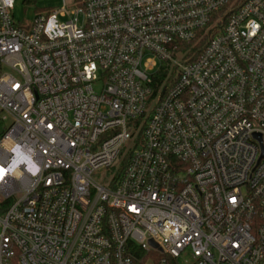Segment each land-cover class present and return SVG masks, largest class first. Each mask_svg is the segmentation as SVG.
<instances>
[{
    "label": "built area",
    "instance_id": "built-area-1",
    "mask_svg": "<svg viewBox=\"0 0 264 264\" xmlns=\"http://www.w3.org/2000/svg\"><path fill=\"white\" fill-rule=\"evenodd\" d=\"M63 2L0 0V264H264V0Z\"/></svg>",
    "mask_w": 264,
    "mask_h": 264
},
{
    "label": "rangeland",
    "instance_id": "rangeland-1",
    "mask_svg": "<svg viewBox=\"0 0 264 264\" xmlns=\"http://www.w3.org/2000/svg\"><path fill=\"white\" fill-rule=\"evenodd\" d=\"M64 6L63 0H32L31 2H25L23 0H17L13 15L15 21H33L34 17L41 11H48L54 8H62ZM103 84L97 82L94 84V88L97 92H101ZM10 124V118L6 119L4 124L0 125V138L8 128ZM95 179L100 180V176L95 175Z\"/></svg>",
    "mask_w": 264,
    "mask_h": 264
},
{
    "label": "trees",
    "instance_id": "trees-1",
    "mask_svg": "<svg viewBox=\"0 0 264 264\" xmlns=\"http://www.w3.org/2000/svg\"><path fill=\"white\" fill-rule=\"evenodd\" d=\"M245 1L246 0H234V7L242 5ZM203 32L204 31H202L199 34V36L196 40L189 42V43H182L180 46V50L182 52H185L187 54V56H191L194 54L199 55V53L203 50L205 44L209 40V36H207V34H204ZM155 87H157V85H155ZM126 163H127V157H125L122 160L120 169L125 168Z\"/></svg>",
    "mask_w": 264,
    "mask_h": 264
}]
</instances>
